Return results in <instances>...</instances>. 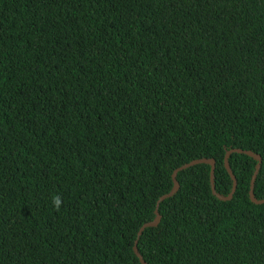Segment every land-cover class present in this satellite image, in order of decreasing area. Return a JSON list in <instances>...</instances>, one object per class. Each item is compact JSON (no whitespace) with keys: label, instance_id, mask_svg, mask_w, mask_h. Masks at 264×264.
<instances>
[{"label":"trees","instance_id":"1","mask_svg":"<svg viewBox=\"0 0 264 264\" xmlns=\"http://www.w3.org/2000/svg\"><path fill=\"white\" fill-rule=\"evenodd\" d=\"M230 149L264 199V0H0V264H140L172 172L227 196ZM228 163L226 202L177 173L146 264H264Z\"/></svg>","mask_w":264,"mask_h":264},{"label":"water","instance_id":"2","mask_svg":"<svg viewBox=\"0 0 264 264\" xmlns=\"http://www.w3.org/2000/svg\"><path fill=\"white\" fill-rule=\"evenodd\" d=\"M234 153L246 155V156L252 158L256 162V164L254 166V171H253L252 177L250 179L248 198H249V201L254 205L264 204V199L257 200L254 197V193H253L254 192L255 179H256V176H257L258 171L260 169V165H261V158L259 155L254 154L250 151H244L241 149H230V150L226 151L224 158H223V165H224V168H225L226 172L228 173V175L231 179V189H230L227 196H221L215 191V185H214L215 162L213 159H197V160L190 161L189 163L178 167L177 169H175L172 172V174H171V180H172L171 190L168 193H166V194H164L158 198V200L156 201V205H155L153 220L148 222V223L143 224L136 234V239H135L134 244H133V252H134L135 256L138 258L140 264H146V263L142 259L141 255L139 254V252L137 250V242H138L142 232L146 228L156 227L159 224V222H160V215L158 213L159 204L162 203L164 200L171 198L177 192L178 187H179L178 182L176 180L177 173L184 171V170H186L190 167H193L195 165H199V164L209 165V167H210L209 181H210V190H211L212 195L216 199H218L219 201H224V202L230 201L232 199L234 193H235L236 186H237L236 178L234 177V175L230 169L229 163H228V158Z\"/></svg>","mask_w":264,"mask_h":264},{"label":"clouds","instance_id":"3","mask_svg":"<svg viewBox=\"0 0 264 264\" xmlns=\"http://www.w3.org/2000/svg\"><path fill=\"white\" fill-rule=\"evenodd\" d=\"M62 198L60 195L56 194V195H53L52 197V207L56 210V211H59L61 209V206H62Z\"/></svg>","mask_w":264,"mask_h":264}]
</instances>
